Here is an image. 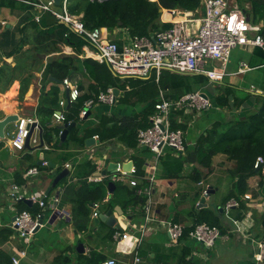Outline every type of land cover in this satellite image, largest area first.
Instances as JSON below:
<instances>
[{"label": "crops", "instance_id": "1", "mask_svg": "<svg viewBox=\"0 0 264 264\" xmlns=\"http://www.w3.org/2000/svg\"><path fill=\"white\" fill-rule=\"evenodd\" d=\"M39 1L46 3L48 0L17 1L22 5L32 6L34 9L31 12L18 9L12 12L9 8L0 6V69L5 64L17 68L21 58L23 66L33 67L30 69L33 74L32 83L23 99L20 100L19 98L21 89L19 79L20 75L28 73L22 68L16 70L17 78L14 77L16 80L12 82L8 90L4 93L0 92V120L9 115L37 119L38 108L41 105L44 93L52 95L54 101H57L56 111L61 110L65 113L66 107L69 105L67 103L66 107H63L60 102L67 99V91L70 92V88L65 86L64 83H56L55 79L49 75V62L53 56H69L75 59L77 70L68 79L71 88L73 86L78 87L80 91L79 98L97 97L96 100L90 99L95 101L94 106L88 111L85 116L86 119L81 117L83 122L76 126L79 129V136H83L86 129L102 122L106 116L108 118H124L135 117L140 114L145 106H142V104L137 106L122 104L120 98L124 96V91L112 87V85L107 84L106 90L109 88L118 89L119 97L117 100L111 105L97 102L100 93L106 91L103 87L104 82L98 83L96 76L89 70L85 61L91 59L101 66L107 65L94 59L93 48L88 44L83 46L80 53H77L74 48L66 44H61L60 52L46 55L43 66L38 67L40 69L37 70V65L32 66L34 56L30 54V50L32 49L34 34L33 30L29 29L28 39H25L22 50L13 56H6V53H11L15 47L14 39L9 38L5 33L6 29L16 32V40L23 38L18 29L23 28L24 18L32 14L37 23L40 21L36 20V17L40 16L39 11L33 6V3ZM231 1L244 11L247 21L258 28L257 31L250 32L249 35H260L264 38V11L257 12L254 6L255 3L264 6V0ZM1 2L2 0H0V5ZM188 16H193L194 20H199L204 16V9L197 13H188ZM162 21L168 22L163 19ZM170 23L173 24L174 22ZM107 34L109 39L118 41L120 44L128 37V32L123 29H116L113 34L109 32ZM217 65L218 63H213V67ZM108 70L117 77L109 67ZM226 71L227 75L221 81L216 82L207 90H203L212 103L209 109L198 113L183 112L173 117V120L176 119L178 124L185 127L184 129L178 128L184 133L187 147L185 154L178 155L174 150L166 148L159 161H155L153 154L148 149L139 147L138 143L136 147L130 148L126 146L123 140L113 138L107 142L108 144H104L100 142L99 136L96 135L87 137L84 144H82L76 140L69 141V133L67 140L62 145H65V148L57 151L50 148L48 150L37 149L40 144L33 145L30 143L32 149L30 151L26 149V151L36 157L37 165L41 155L44 156L43 163L47 162L48 164L39 166L42 169L38 168L39 173L37 175H27V172L34 167L25 170L27 164L23 168L20 166V161L26 151L18 152L10 146L9 141L17 130V123L9 125L5 130V138H0V143L4 145L0 152L2 161L0 165V253L12 256V259L14 257L18 258L20 260L19 264H52L59 255L70 257L72 259L71 264H81L80 255L85 257L83 260L94 261L93 264H97V261L101 263L110 260H116L117 264H126L132 262L136 253L142 259L141 264H254L256 247L252 240L264 241V188L260 187V172L248 181L249 191L247 193L252 198L245 199L246 193L241 198V202L238 200L240 206L233 208L229 214L225 207L228 201L234 199L230 198L226 201L234 189V180L229 172L234 168V162L229 161L224 155H217L213 158L212 171L209 173L206 168H201L197 162L191 161L184 165L179 176L169 178L161 161L162 158H166L168 155L179 158L191 153L196 149L200 138L206 134L215 122H225L227 117L232 115L243 117L253 111V100H248L236 112H230L227 108L219 106L215 101V96L211 93L213 90L218 89L217 85L231 86L240 93L239 95L246 92L264 96V47L251 45L237 47V50L233 51L231 55ZM7 72L8 70L5 73ZM105 76L109 78L108 73H105ZM9 79H11L10 75L3 76L0 86L4 87L5 82ZM49 80L54 82H49ZM122 80L124 81V79ZM64 97L66 98L64 99ZM52 123L61 124V122L54 119V115ZM32 138L40 140L38 129L35 130ZM90 138L96 139L95 144L86 145V140ZM63 153L73 156L59 168L60 155ZM130 162H133L132 167H135L138 171V185L133 186L129 182L112 181V177L116 175L118 169V167L116 170L111 169L112 164L120 166L123 172H129L132 167L130 170H124V166H128ZM50 164L54 166L51 167ZM68 164L70 165L69 168L67 167ZM88 165H93L95 172L81 182L79 177H82V174L89 169ZM49 166L50 168H48ZM22 169V177H16V172ZM64 169H68L70 174L64 179L66 181L61 182L44 199L46 207L43 208L38 202H33L31 200L33 196L43 200L42 197L45 196L54 179ZM195 169L200 170L203 175H207L200 183H196L191 176ZM103 171H107V174L100 176L109 180V183L113 182L115 186L121 184L132 189L135 188L137 189V195L141 196L143 195L140 192L149 186V184L144 185V183H150L149 178L154 176L150 196L152 221L147 226L145 235H142V227L146 225L144 210L143 213L141 210H136L128 214L121 205H116L113 209H110L113 211V216L117 220L119 228H111L102 222L95 225V218L92 217L94 205L90 207L91 221L88 223L87 232L80 233L73 225L72 217L76 192L79 191L85 181L88 184H94L89 182L88 178ZM140 171L143 173L142 175ZM261 171L264 175V169ZM76 172L81 175L75 176ZM23 181L24 183H22ZM15 186L19 187L18 191L14 190ZM69 187H72V189L69 190ZM209 189L214 192L207 195L206 191ZM12 192L16 193L17 196H13ZM111 195L109 192V197L105 203L108 202ZM55 197L59 199L56 204L52 203ZM202 197H206V206L199 209L198 206ZM145 198L144 205L148 202L147 196ZM19 201H25V203L30 201L31 203H26L28 207L25 208L19 205ZM98 205L99 214H106L110 211H104L100 208V204ZM32 207L40 211V216H44V225L27 244L19 236L14 218L22 211L31 213L33 211ZM203 209L210 210L214 216L213 219L216 218L221 226L219 228L221 237L215 245L212 248H207L202 243L189 238V236H184L179 243L172 244L161 222L171 221L186 228H191L197 224L199 211ZM53 216H55L54 219ZM235 220L246 222L250 236L248 240L243 239L235 231ZM109 229L117 230L112 240L106 239ZM79 245H83V247H79Z\"/></svg>", "mask_w": 264, "mask_h": 264}, {"label": "trees", "instance_id": "2", "mask_svg": "<svg viewBox=\"0 0 264 264\" xmlns=\"http://www.w3.org/2000/svg\"><path fill=\"white\" fill-rule=\"evenodd\" d=\"M35 2V1H34ZM37 3V2H36ZM2 7L9 8L12 12L16 9L26 10L31 12L32 6L22 5L14 0H2ZM257 12H263L264 6L255 3ZM203 9L202 0H103L102 2H91L90 0H70L68 11L73 16L81 17L85 27L89 30L97 28H105L107 32L113 34L116 29L127 31L132 37H151L163 30H169L173 27L170 22H163L161 10L165 11H185L189 13H197ZM36 12V11H35ZM37 13V12H36ZM40 21L37 23L32 14L27 15L23 20V28L18 30L23 38L16 40V32L6 29L9 38L14 42V51L6 53V56H13L20 52L25 45V39H28V30H33L32 49L30 54L34 56L32 66L37 65V70L43 66L44 58L51 53L60 52V45L66 44L76 50L77 53L82 51L86 43L85 39L66 26L60 23L57 18L50 12H39ZM121 23V25H120ZM118 42V41H117ZM120 44V42H118ZM10 58V57H9ZM89 70L94 74L98 83H103L106 90L108 85L124 91V96L120 98L122 104L137 106L142 104L144 110L135 117H110L106 116L102 122L85 130L83 136H79L77 127L70 131L69 141L76 140L84 144L87 137L99 136L100 142H107L113 138H119L126 143L127 147L133 148L137 146V134L140 129H146L151 126L150 116L154 111V106L157 103L160 93L163 92L165 97L170 100H178L182 96L198 91L207 90L215 83L203 75L182 74L169 70L162 72L159 81L156 80L155 74L148 78H121L115 77L107 66H101L91 59L85 61ZM75 59L69 56L56 57L53 56L49 62V75L53 77L56 83H63L65 79L71 78L77 70ZM22 58L17 64V68H12L5 64L0 69V81H3V76L10 75L11 79L5 82V86H0V92L4 93L8 90L12 82L16 79V70L21 69L27 72L26 75H20L21 89L19 98H24L32 83L33 74L30 69L33 67L23 66ZM110 69V68H109ZM6 70H8L7 73ZM112 71V70H111ZM105 73L109 74L106 78ZM13 77V78H12ZM17 78V77H16ZM49 82H54L49 80ZM108 84V85H107ZM218 89L211 92L215 96L216 103L230 112H236L248 100L254 101V109L246 116L238 117L232 115L227 117L225 122H215L212 127L207 130L206 134L200 138L196 149L186 156L175 157L168 155L162 158L164 170L169 178H175L182 172L186 163L197 162L201 168H206L210 173L212 171L213 158L217 155H224L229 161L234 162L235 166L230 172L231 178L234 180V189L227 197L237 199L241 202V198L249 191L248 181L256 175L255 164L259 158L264 160V96L253 95L250 93H240L231 86L217 85ZM129 88V90H128ZM216 91V92H215ZM97 97H81L77 102L66 107V121L61 124H53V114L58 105L57 101L50 94L43 95L41 105L38 108L37 119L43 129V140L51 150L57 151L65 148V145L60 147V126L71 123L77 125L83 122L81 111L84 108L86 101L90 99L96 100ZM183 112H176L172 115L171 121L173 129H184L185 127L178 124L176 117ZM184 116V115H183ZM3 143H0V152L3 149ZM26 151V150H25ZM30 151V150H29ZM26 151L20 161V166L23 168L27 164L25 170L30 167H39L36 163V157L30 155ZM73 155L63 153L60 155L61 162L59 168L71 159ZM57 161V160H56ZM0 157V165H1ZM50 168V166L48 167ZM88 170L80 176L76 172L75 176H80V180H84L89 175L95 172L93 165H88ZM26 172V171H25ZM23 169L16 172V177H22ZM140 174L143 173L140 171ZM261 182L260 187L264 188V175L260 171ZM196 183H200L207 175L195 169L191 174ZM66 180H63L64 182ZM24 183V181L22 182ZM149 184L146 182L144 185ZM141 187V186H140ZM72 187H69L71 190ZM76 200L74 201L75 208L73 210L72 223L78 232L83 233L88 231V223L91 221L90 207L94 204H100V208L104 211L113 209L116 205H121L123 210L128 214L143 210L145 212V195H137V189L129 188L125 185L117 184L114 192L110 196L107 203L105 201L109 197V180L104 179L101 183L88 184L86 181L82 183L79 191L76 192ZM19 205L27 208L25 201H19ZM243 207V206H242ZM32 215L36 218L41 215L40 211L31 208ZM23 210V209H22ZM210 210L203 209L199 211L197 224L207 223L212 226L221 228L217 219H213ZM194 225L193 227H195ZM193 227H191L193 229ZM191 228H186V236ZM115 229H109L106 239L112 240ZM81 264H93L94 261L84 259L80 255ZM72 259L66 255H59L52 264H71ZM92 262V263H91ZM103 263V262H101ZM97 261V264H101ZM187 263V262H185ZM0 264H14L12 256L5 253H0Z\"/></svg>", "mask_w": 264, "mask_h": 264}, {"label": "built area", "instance_id": "3", "mask_svg": "<svg viewBox=\"0 0 264 264\" xmlns=\"http://www.w3.org/2000/svg\"><path fill=\"white\" fill-rule=\"evenodd\" d=\"M19 1V0H16ZM91 2H102L103 0H90ZM156 1V0H151ZM70 0H62L61 5L56 6L54 0H48L46 3L41 1L33 3L36 10L41 12H50L57 20L68 26L72 32L83 37L86 43L93 48L94 59L101 64L107 65L112 72L119 78H148L154 72L156 80L159 81L162 72L169 70L182 74L203 75L207 77L211 83L221 81L227 75V65L230 61L232 51L244 45L264 47V38L260 35L250 36V32L257 31L258 28L252 26L246 19L244 11L235 5L231 0H202L204 16L199 20L193 18L186 21L174 22L173 27L169 30H163L154 37H132L128 33V37L118 44L117 41L109 39L105 28H97L89 30L85 27L81 17L73 16L68 11ZM189 13V12H187ZM40 20V16L36 17ZM213 63H218L216 67ZM64 85L69 89V98L61 101L60 105L66 107L68 101L70 104L78 101L80 91L77 86L71 88L69 79L64 80ZM113 88L107 89L100 93L97 102L103 104H113L115 102ZM204 92L198 91L182 96L178 100L167 99L163 92L160 93L159 99L154 106L153 114L150 117L151 126L146 129H140L137 134L138 146L148 149L154 156L155 161L163 156L164 150L170 148L178 155L186 152V143L184 133L180 130L173 129L171 121L172 114L176 112H202L209 109L212 105L209 98L202 96ZM95 104L94 100L88 101L83 110L81 117H85L88 111ZM54 119L57 122L64 123L66 121L65 113L61 110L54 112ZM39 123L33 118H19L17 121V130L13 138L9 141L10 146L18 151L26 150V140L29 136L28 125ZM33 145H39L38 138H31ZM50 147L44 144L43 149L48 150ZM260 163H264L259 158L255 164L257 169ZM44 162L43 165H47ZM69 168L70 165L68 164ZM137 169L132 167L129 172H123L118 166L117 173L112 177V181L119 183H130L133 186L138 185ZM39 170L37 167L30 169L27 175H37ZM103 176H91L89 182L101 183ZM149 186L140 193L147 196L145 217L146 225L142 227V235L147 233V226L152 221L151 216V183L154 182V176L149 178ZM15 191L19 187H14ZM207 193V191H206ZM13 196H17L12 192ZM245 199H251L250 194L244 196ZM33 202H38L41 207H46L44 200H39L37 196L31 198ZM59 201L57 197L53 198L52 203ZM240 206L237 199H231L226 203V211L230 214L233 208ZM99 205L94 204L93 218H98ZM40 216L34 217L29 211H22L16 215L15 227L25 243H29L35 229L40 225ZM163 228L166 229L171 243L177 244L186 235V227L176 222H161ZM235 231L238 232L243 239L248 240L249 229L244 221H234ZM118 234L116 235V237ZM189 238L202 243L207 248H212L216 241L221 237L219 227L212 226L207 223H201L193 227L188 233ZM255 243L256 251L254 254V264H264V241L252 240ZM24 255V253H22ZM14 264H19L20 260L16 257L13 259ZM142 259L136 253L131 263L141 264ZM101 264H117L116 260H110ZM240 264V263H236Z\"/></svg>", "mask_w": 264, "mask_h": 264}, {"label": "water", "instance_id": "4", "mask_svg": "<svg viewBox=\"0 0 264 264\" xmlns=\"http://www.w3.org/2000/svg\"><path fill=\"white\" fill-rule=\"evenodd\" d=\"M61 1L62 0H54L56 6H60L61 5ZM161 12L163 13V10H161ZM121 25V23H120ZM151 37H154V34L151 35ZM114 95H115V101L117 100V98L119 97V90L115 89L114 90ZM202 96L204 98H208V95H206L205 93L202 94ZM67 99L69 98V92L67 91V95H66ZM68 105L70 106V102L68 101ZM68 106V107H69ZM19 117L17 115H9L7 116L5 119L0 120V138L4 139L5 138V130L9 125L15 124L17 123ZM84 119H86L84 117ZM77 126L76 123H71V124H67V125H63L60 126V130L62 131L61 137H60V142H59V146H62L63 143L67 140L68 135L70 133V131L75 128ZM38 129L40 131V145L37 147V149H43L44 147V140H43V129L40 126L39 123L35 122L32 123L30 125H28V130H29V136L26 140V149L30 150L32 149L30 146V141L31 138L35 132V130ZM96 139L95 138H90L86 140V145H93L95 144ZM43 161H44V156L41 155L40 156V161L38 162V166H42L43 165ZM51 167H53L54 165L50 164ZM133 166V162H130L128 166H124V170H130V168ZM118 167L117 164H112L111 169L113 168L114 170H116ZM264 168V163H260L258 168L256 169V173L258 174L262 169ZM114 172V171H113ZM70 174V171L68 169H64L53 181L51 187L47 190V192L45 193V196L42 197L43 200L48 197L51 193V191L56 188L57 186L60 185V183L66 179ZM107 171H103L102 173H98L97 175H106ZM115 184L113 182L109 183V192L112 194L114 189H115ZM214 191L212 189L207 190V195H210L211 193H213ZM205 201H206V197H202L198 208L200 209L202 206H206L205 205ZM26 203H31L30 201H26ZM122 215V212H121ZM55 218V216H53V219ZM16 217L14 218V223H15ZM105 223L107 226L111 227V228H119L118 224H117V220L115 219V217L113 216V211L110 210L108 211L106 214H99L98 218H96L94 220L95 225H99L100 223ZM39 223L42 225L44 223V216H40L39 219ZM40 225L35 229V233H37L40 230ZM79 247H83V245H79Z\"/></svg>", "mask_w": 264, "mask_h": 264}, {"label": "bare ground", "instance_id": "5", "mask_svg": "<svg viewBox=\"0 0 264 264\" xmlns=\"http://www.w3.org/2000/svg\"><path fill=\"white\" fill-rule=\"evenodd\" d=\"M187 17L188 13L185 11H165L162 15V19L168 22L186 21L188 20Z\"/></svg>", "mask_w": 264, "mask_h": 264}, {"label": "rangeland", "instance_id": "6", "mask_svg": "<svg viewBox=\"0 0 264 264\" xmlns=\"http://www.w3.org/2000/svg\"><path fill=\"white\" fill-rule=\"evenodd\" d=\"M193 16H191V17H189V19L190 18H192ZM237 50V48H235L233 51H236ZM233 51H232V53H233ZM209 68H213V66H210ZM153 74H155V72L153 73ZM66 97H64V99H65ZM65 100H67V99H65Z\"/></svg>", "mask_w": 264, "mask_h": 264}, {"label": "clouds", "instance_id": "7", "mask_svg": "<svg viewBox=\"0 0 264 264\" xmlns=\"http://www.w3.org/2000/svg\"><path fill=\"white\" fill-rule=\"evenodd\" d=\"M84 118V117H83ZM264 169V168H263Z\"/></svg>", "mask_w": 264, "mask_h": 264}]
</instances>
